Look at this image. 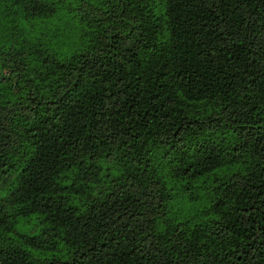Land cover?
<instances>
[{
    "label": "trees",
    "instance_id": "16d2710c",
    "mask_svg": "<svg viewBox=\"0 0 264 264\" xmlns=\"http://www.w3.org/2000/svg\"><path fill=\"white\" fill-rule=\"evenodd\" d=\"M3 70L0 264H264V0H0Z\"/></svg>",
    "mask_w": 264,
    "mask_h": 264
},
{
    "label": "rangeland",
    "instance_id": "374dc122",
    "mask_svg": "<svg viewBox=\"0 0 264 264\" xmlns=\"http://www.w3.org/2000/svg\"><path fill=\"white\" fill-rule=\"evenodd\" d=\"M62 16H59L55 22V27L53 31H50L49 28L46 25H42L40 27L41 34L44 35V33H49V36H53V40H56L58 44L62 43H71L75 36L73 34V31L69 27V25L65 22L64 18L61 19ZM48 30L50 32H48ZM34 31V30H33ZM36 32H38L36 30ZM35 32V33H36ZM28 34V38L33 39L34 34ZM0 74L2 77H10V84L15 82L14 76H12L11 73H9L6 70L0 71ZM18 88V86H17ZM10 90L8 87L4 86L2 83H0V91L3 93L5 91ZM12 90V89H11ZM14 90V89H13ZM12 90V91H13ZM104 171H101L100 173V181L98 182V185L104 184L106 181V178L104 176ZM12 179H0V202L3 201V198L7 194L8 188L11 184ZM172 184L174 187V199H173V209L176 210L180 214V218H185L189 215V210L191 208L189 202L187 201V195L185 192L182 191V184L179 180L172 179ZM96 187V186H95ZM40 219L36 217L35 215L31 216L30 218L21 220L18 225L16 226L15 232H22V233H36L40 228ZM8 236H13V234H9Z\"/></svg>",
    "mask_w": 264,
    "mask_h": 264
}]
</instances>
